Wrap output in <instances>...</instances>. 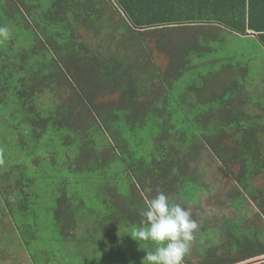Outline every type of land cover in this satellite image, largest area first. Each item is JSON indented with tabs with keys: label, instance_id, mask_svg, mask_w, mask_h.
<instances>
[{
	"label": "trees",
	"instance_id": "trees-1",
	"mask_svg": "<svg viewBox=\"0 0 264 264\" xmlns=\"http://www.w3.org/2000/svg\"><path fill=\"white\" fill-rule=\"evenodd\" d=\"M263 3L0 0V26L10 32L0 40V130H10L13 149L34 157L36 169L49 171L60 162L68 176L59 185L85 172L101 189L109 187L116 200L103 206L97 223L104 235L139 225L145 201L158 192L187 209L180 197L194 201V190L205 186L197 165L203 156L235 178V189L224 195L228 205L253 204L264 222V105L252 101L264 94V82L249 84L248 62L234 61L238 55L223 53L217 43L226 32L251 30L260 31L264 47V27L257 23L264 19L257 7ZM212 53L220 59L217 68ZM160 56L163 68L156 63ZM27 165L20 159L0 169V221L13 231L0 235L30 251L40 208L38 175ZM75 199L63 191L46 212L53 215L49 231L57 229L63 244L86 211ZM223 222L212 229L217 245L184 264H240L264 256V225Z\"/></svg>",
	"mask_w": 264,
	"mask_h": 264
},
{
	"label": "rangeland",
	"instance_id": "rangeland-1",
	"mask_svg": "<svg viewBox=\"0 0 264 264\" xmlns=\"http://www.w3.org/2000/svg\"><path fill=\"white\" fill-rule=\"evenodd\" d=\"M219 45L223 48V53L229 52L231 55L237 54V59L246 58V53H253L257 51V43L253 40H248L230 34L224 33L222 40L218 41ZM208 58L216 60L214 66L217 68L220 59L215 56L214 53ZM219 59V60H218ZM156 63L160 64L162 68L166 64V59L162 56L157 58ZM252 61L249 64L248 83L254 86H261L260 81L264 82V64ZM262 93H264V83L261 87ZM258 95V94H257ZM261 95V94H259ZM253 97V105L261 103L264 105V94L261 96ZM117 97V94L105 95L102 100H112ZM255 110L254 107H252ZM2 127L0 130V169H3L5 165L17 163L20 159H24L30 166V173L38 175L37 184L35 189L39 192L36 205L40 208L37 211L36 221L38 232L36 241H30V251L35 252L37 264H51L52 261H46L47 256H54L55 260L60 259V264H142V260L146 255L145 250H152L153 245L147 242L138 243L133 240L128 234L132 231L133 226L128 227L127 231L125 227H118L116 232L112 235H104L106 230L99 228L98 221H103L105 210L103 206L110 204V199L114 203L116 198L111 197L109 187L105 186L104 190L101 189V185L94 177V175L78 174L77 177L69 176L66 181L67 185H59L62 177L68 176L67 172L60 169V162H57L56 168H50L52 171L36 169L33 164L34 157H25L13 149L14 137L10 130ZM57 141V140H56ZM55 144V142H54ZM56 145V144H55ZM31 146V145H30ZM27 165V166H28ZM202 171V179L205 186L201 189L194 190L196 196L194 201L189 202L187 197L181 196L180 201L188 204V210L192 214V218L199 224V229L195 233V241L193 242L189 253L184 260L196 261L197 257L204 254V251L217 245L216 233H213L212 229L217 226L218 230L224 223V220H232L234 218L240 219L243 222H247V226L252 225L256 229H261L264 225L263 220L258 216L257 210L253 204L245 203L239 207L228 205L224 199V195L231 190L235 189L236 181L231 176H225L224 171L221 169V164L216 162L211 156L208 158L203 156L198 162ZM61 172V173H59ZM74 174V173H73ZM111 172L107 174L110 176ZM39 175L46 176L45 178L39 177ZM54 175L56 178L55 185L50 184V177ZM59 175V176H58ZM62 175V176H61ZM75 175V174H74ZM119 178V177H118ZM107 179H110L107 177ZM78 181V183H75ZM94 181V183H93ZM45 182V185L43 184ZM260 186L264 187V182L260 183ZM97 186L101 190H98ZM113 186V185H112ZM67 192L68 195L75 194V203H82L86 208L82 213L79 224L74 232L71 234V240L66 239V243L60 241L61 234L58 230L54 229L53 233L49 231L48 223L52 226L53 215L48 214L47 209L56 205V199L62 192ZM123 195L124 192L118 191V195ZM118 200V199H117ZM120 201V200H119ZM118 201V202H119ZM89 209V211H87ZM98 209L100 210L98 212ZM0 221V233L2 232L12 234V230L7 229L6 223ZM8 225V224H7ZM54 228V227H53ZM56 228V227H55ZM111 234V233H110ZM104 235V236H103ZM92 236L100 237V240L91 241ZM113 236V237H112ZM12 238V236H9ZM67 238V237H66ZM81 240H85L81 242ZM0 249H7L12 251L15 255L25 256L26 252L22 244L17 240H8L7 236L0 235ZM264 256L256 257L245 262H251L254 260L262 259ZM127 261V262H126ZM29 264V259L25 257V261L22 263ZM130 262V263H129ZM244 263V262H242ZM59 264V263H56Z\"/></svg>",
	"mask_w": 264,
	"mask_h": 264
},
{
	"label": "clouds",
	"instance_id": "clouds-1",
	"mask_svg": "<svg viewBox=\"0 0 264 264\" xmlns=\"http://www.w3.org/2000/svg\"><path fill=\"white\" fill-rule=\"evenodd\" d=\"M9 38L8 27L0 26V40ZM198 229L199 224L188 209L158 192L145 201L142 221L128 234L139 244L153 245L152 250L142 248L146 252L142 264H184Z\"/></svg>",
	"mask_w": 264,
	"mask_h": 264
},
{
	"label": "crops",
	"instance_id": "crops-1",
	"mask_svg": "<svg viewBox=\"0 0 264 264\" xmlns=\"http://www.w3.org/2000/svg\"><path fill=\"white\" fill-rule=\"evenodd\" d=\"M257 7L259 9L261 8L264 11V3L262 5L260 4L257 5ZM261 16L263 17L264 15L261 14ZM257 23L258 25H261L262 27H264V19H261V17H259V19L257 20ZM257 32H260V31L247 30L245 35H240L241 38L253 40L257 43V51H258L257 53L256 52H253L250 54L246 53V58L244 57V55H242V57L244 58V60H246V63L248 62V64H250V62L252 61L258 62L259 64L263 62L262 64H264V47L258 41ZM261 32L264 33V30Z\"/></svg>",
	"mask_w": 264,
	"mask_h": 264
},
{
	"label": "flooded vegetation",
	"instance_id": "flooded-vegetation-1",
	"mask_svg": "<svg viewBox=\"0 0 264 264\" xmlns=\"http://www.w3.org/2000/svg\"><path fill=\"white\" fill-rule=\"evenodd\" d=\"M25 256H21V255H15L13 254L12 251H8L7 249H0V264H27L26 263H22V261H25V257L27 259H29V264H35V261H37L35 253H33L32 251H28L25 249ZM52 261V263L56 264L62 262L60 259H54V260H50ZM49 262V260H48Z\"/></svg>",
	"mask_w": 264,
	"mask_h": 264
},
{
	"label": "water",
	"instance_id": "water-1",
	"mask_svg": "<svg viewBox=\"0 0 264 264\" xmlns=\"http://www.w3.org/2000/svg\"><path fill=\"white\" fill-rule=\"evenodd\" d=\"M263 261H264V258L258 259V260H254V261H251V262H244V263H240V264H257V263H260V262H263Z\"/></svg>",
	"mask_w": 264,
	"mask_h": 264
}]
</instances>
